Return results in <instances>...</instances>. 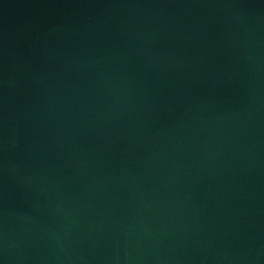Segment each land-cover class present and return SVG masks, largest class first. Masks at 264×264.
<instances>
[{
  "label": "water",
  "instance_id": "obj_1",
  "mask_svg": "<svg viewBox=\"0 0 264 264\" xmlns=\"http://www.w3.org/2000/svg\"><path fill=\"white\" fill-rule=\"evenodd\" d=\"M0 264H264V0H0Z\"/></svg>",
  "mask_w": 264,
  "mask_h": 264
}]
</instances>
